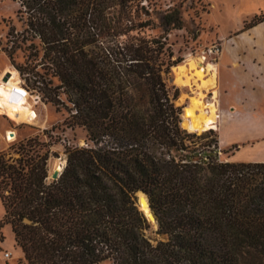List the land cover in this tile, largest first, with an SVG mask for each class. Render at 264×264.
<instances>
[{
    "label": "trees",
    "instance_id": "16d2710c",
    "mask_svg": "<svg viewBox=\"0 0 264 264\" xmlns=\"http://www.w3.org/2000/svg\"><path fill=\"white\" fill-rule=\"evenodd\" d=\"M13 1L37 41L29 56L41 54L51 77L39 82L43 98L93 144L67 149L50 182L46 154L15 163L0 155V230L10 225L25 264H264V164L224 162L214 131L180 128L179 91L167 82L181 63L168 45L183 29L180 7ZM262 22L264 14L244 28ZM9 35L13 46L18 35ZM7 54L14 66L12 47ZM137 192L147 195L165 240L146 237Z\"/></svg>",
    "mask_w": 264,
    "mask_h": 264
},
{
    "label": "rangeland",
    "instance_id": "374dc122",
    "mask_svg": "<svg viewBox=\"0 0 264 264\" xmlns=\"http://www.w3.org/2000/svg\"><path fill=\"white\" fill-rule=\"evenodd\" d=\"M148 3V7L151 10L153 8L167 10L168 7L174 5L180 7L183 29L173 31L168 36V45L174 55L173 61L179 59L181 60L180 64H186L188 56H206L207 63L215 64L218 57L207 53L212 45L219 44L215 42L214 30L219 36H225L236 27L242 12H249L254 10L255 7L264 12V0H255L254 5H251L249 0H210V7L204 0H149ZM19 9L18 3L13 0H4L0 3V75L4 72L3 80L7 68H13L17 71L14 66L24 67L26 74L23 73L21 75L17 71L20 85L29 93L31 101L34 102L33 110L38 117L39 124L36 126L27 124L16 125L8 121L6 117L0 116V155H4L6 159H11L15 163L16 160L25 155V158H35L36 154H46V181L50 182V175L57 162L63 161L62 168L65 166L67 149L90 148L93 144L87 139L84 129L68 126V114L63 108L57 109L43 98L41 93L42 86L39 82L51 77L41 66V54L37 57L32 56L33 54L29 56L33 52L32 44H37V41L27 36L25 19L21 14L17 13ZM261 14L255 16H260ZM11 33L15 37L18 35L19 38L13 46L11 44L12 37L9 35ZM147 34L154 36L156 32L148 31ZM11 47L14 66L7 56V51L10 52ZM199 67L201 66L197 65V68ZM195 72V70L192 71L190 76H194ZM173 78L174 74L171 70L167 80L168 85L179 91L174 104L176 107L184 108L188 105L190 98L197 96V93L195 94V91L197 92V84H194L192 88H179L174 85ZM207 78L208 76H205L204 80H207ZM34 80H37V83ZM52 81L53 86H55L57 84L56 80L52 79ZM203 93L205 95L204 101L211 103L212 97L215 96L217 99L219 89L217 87L215 90L203 91ZM180 97L182 99L179 100ZM11 130L16 133V137L14 141L10 142L7 133ZM186 131L191 133L188 130ZM203 133L205 132H193L191 134L200 136ZM209 140L210 138L205 140L193 139L194 142L201 144ZM218 157L226 162L223 153L218 154ZM9 189L10 187H7L3 191L5 196L10 195ZM147 223L148 229L145 231L147 238L153 241L166 239L164 236L156 234L158 230L157 223L156 226L148 221ZM5 255H8V257H5ZM0 264H25L23 254L14 241L10 225H6L0 230ZM101 264L111 263L104 262Z\"/></svg>",
    "mask_w": 264,
    "mask_h": 264
},
{
    "label": "crops",
    "instance_id": "0c3cea01",
    "mask_svg": "<svg viewBox=\"0 0 264 264\" xmlns=\"http://www.w3.org/2000/svg\"><path fill=\"white\" fill-rule=\"evenodd\" d=\"M204 1L210 7V0ZM249 3L254 5L255 0ZM261 13L256 7L242 12L236 27L225 36L214 30L215 42L221 46L214 64L219 89L216 134L229 163L264 164V22L244 28ZM0 211L1 220L5 214L1 199Z\"/></svg>",
    "mask_w": 264,
    "mask_h": 264
},
{
    "label": "bare ground",
    "instance_id": "6f19581e",
    "mask_svg": "<svg viewBox=\"0 0 264 264\" xmlns=\"http://www.w3.org/2000/svg\"><path fill=\"white\" fill-rule=\"evenodd\" d=\"M197 65L201 67L197 68ZM194 70L196 71L195 75L190 76ZM172 71L174 74L173 83L177 87L192 88L194 84H197V92L195 91L197 96L190 98L188 105L183 108L181 128L191 133L207 132L215 129L217 112L214 103L216 97L214 96L212 99L214 103H207L204 101L203 91L217 88V67L214 64L207 63L203 56H188L186 64L174 66ZM5 73H9L10 76L6 82H3L4 72L0 75V116L6 117L8 121L16 125H38V117L33 110L34 102L31 101L29 93L21 87L17 71L13 68H7ZM205 76H208L207 80H204ZM7 135L10 142L15 140L16 133L14 131H9ZM63 163V161H58L54 169L60 170ZM138 196L140 197V211L145 214L149 223L156 226L157 222L148 207L146 199L141 193Z\"/></svg>",
    "mask_w": 264,
    "mask_h": 264
},
{
    "label": "water",
    "instance_id": "95a60500",
    "mask_svg": "<svg viewBox=\"0 0 264 264\" xmlns=\"http://www.w3.org/2000/svg\"><path fill=\"white\" fill-rule=\"evenodd\" d=\"M9 76H10V74H9V73H6L5 77L3 78V82H6V81L8 80V78H9ZM63 168H64V167H63ZM63 168L61 167L60 170L54 169L53 172H52V174L50 175V180H51V181L57 180V179L59 178L60 174L62 173ZM139 193L143 194L144 198L146 199V201H147V203H148V207H149V209L151 210V208H150V204H149V200H148V197H147L146 194H144V193H142V192H137V193H135V195H134V197H135V203H136L137 208H138V209L140 208V204H139V202H140V197L138 196ZM141 199H142V198H141ZM139 211H140V209H139ZM151 211H152V210H151ZM140 212L143 214L142 211H140ZM152 214H153V216H154V218H155V221H156V217H155V215H154L153 212H152ZM143 216H144V217L146 218V220H147V217L145 216V214H143ZM24 223H29V221H28L27 219H24Z\"/></svg>",
    "mask_w": 264,
    "mask_h": 264
},
{
    "label": "built area",
    "instance_id": "2783aa9c",
    "mask_svg": "<svg viewBox=\"0 0 264 264\" xmlns=\"http://www.w3.org/2000/svg\"><path fill=\"white\" fill-rule=\"evenodd\" d=\"M207 53H208V55H213V56L219 57L220 54H221V46H220L219 44H214V45H212L211 48L207 51ZM204 58L207 60L206 56H205ZM212 99H213V97L211 98V100H212ZM211 103H214L213 100H212ZM214 104H216V102H215ZM216 106H217V105H216ZM216 112H217V108H216ZM218 120H219V115H218V113H217V114H216V122H215V124H214L215 129L212 130V131H214V132H216V130H217V122H218ZM6 139H7V137H6ZM5 257H8V255H5Z\"/></svg>",
    "mask_w": 264,
    "mask_h": 264
}]
</instances>
